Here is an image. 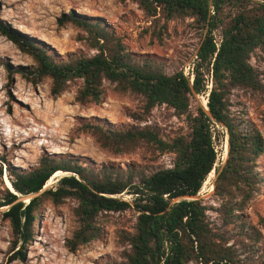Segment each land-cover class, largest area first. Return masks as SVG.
<instances>
[{
	"label": "trees",
	"instance_id": "obj_1",
	"mask_svg": "<svg viewBox=\"0 0 264 264\" xmlns=\"http://www.w3.org/2000/svg\"><path fill=\"white\" fill-rule=\"evenodd\" d=\"M129 1L151 20L157 40L169 21L191 20L202 38L187 75L183 70L167 73L163 62L129 52L106 22L73 10L58 16L56 27L78 28L83 35L77 40L87 52L65 59L0 19V36L33 61L32 67L15 71L26 82L37 85L48 79L50 94L58 96L80 81L74 101L81 105L99 103L105 84L140 99V111L130 116L135 123L126 129L90 122L81 126L99 147L113 154L141 148L173 155L170 167L149 170L93 168L77 157L47 154L27 171L6 167L13 191L5 190L0 208H5L1 215L11 229L10 260L25 259L35 211L44 201H71L76 228L63 242L70 253L102 237L101 217L135 214L131 231L119 234L121 259L102 264H264V216L252 224L243 215L264 186L258 169L264 135L244 113L232 109L230 100L234 90L264 91L259 72L249 62L256 50L264 52V0ZM197 96H205L207 111L199 104L192 110ZM162 105L184 117L186 133L166 140L159 127L140 125ZM225 141L226 155L220 160L219 146ZM213 170V190L207 199L200 198ZM2 171L1 163L0 175ZM56 173L63 175L45 188ZM43 187L28 202H17ZM193 196L197 198H187ZM210 200L215 204H208Z\"/></svg>",
	"mask_w": 264,
	"mask_h": 264
},
{
	"label": "rangeland",
	"instance_id": "obj_2",
	"mask_svg": "<svg viewBox=\"0 0 264 264\" xmlns=\"http://www.w3.org/2000/svg\"><path fill=\"white\" fill-rule=\"evenodd\" d=\"M71 10L103 20L121 38L129 52L163 62L167 73L183 70L187 75L202 38L200 32L191 26V20L185 19L169 21L161 39L157 40L151 20L129 0H0V19L14 28L23 26L32 31L28 35L43 42L60 59L87 52L77 40L83 35L78 28L71 24L56 27V18ZM249 62L259 72L264 84V52L256 50ZM32 66L30 57L0 36V164L3 168L0 201L5 190L10 189L5 168L27 171L35 167L45 154L77 157L93 168L114 165L122 169L134 166L149 170L171 166L172 154H151L141 148L113 154L99 147L90 134L81 130L87 122L117 130L128 128L135 123L131 114L140 111L141 102L137 96L117 92L112 85L105 84L99 103L81 105L74 101L80 81L71 83L60 95L52 96L48 79L32 85L15 73L20 67ZM230 100L232 109L244 113V117L264 135V91L251 94L234 90ZM197 104L206 108L205 96H197L192 101V110ZM146 124L159 127L166 140L188 131L184 117L175 116L163 105L153 108L146 121L140 123L141 126ZM226 144L225 141L219 146L222 152L220 160L226 155ZM258 165L264 175V154L259 157ZM62 175L51 178L47 187L54 185ZM213 179L214 170L203 183L200 198L210 196ZM123 198L129 199V196L123 195ZM208 204L215 203L210 200ZM73 205L71 201L60 205L44 201L39 206L35 211L33 238L22 261L10 260L13 253L11 229L1 215L5 208H0V264H102L119 261L123 250L119 234L131 231L135 214L125 211L101 217L102 237L70 253L63 242L76 228ZM243 215L252 224L264 216V186L245 207ZM261 231L264 246V225Z\"/></svg>",
	"mask_w": 264,
	"mask_h": 264
},
{
	"label": "bare ground",
	"instance_id": "obj_3",
	"mask_svg": "<svg viewBox=\"0 0 264 264\" xmlns=\"http://www.w3.org/2000/svg\"><path fill=\"white\" fill-rule=\"evenodd\" d=\"M17 28L19 29V30H21V31H23V32H25V33H27V34H30L31 35V32H29L28 30H26L23 26H17ZM32 36H34V35H32ZM37 37V36H36ZM44 37V36H43ZM40 38V37H39ZM207 103V102H206ZM207 106V105H206ZM207 108V107H206ZM205 108V109H206ZM226 151H227V144H226ZM213 173V172H212ZM212 173H211V175H212ZM56 176H58V173H56L54 176H53V178L54 177H56ZM50 182V181H49ZM49 182H48V184H49ZM48 184L46 185V187L48 186ZM7 185H8V188H10L12 191H13V189H12V187H11V185H10V182H9V180L7 179ZM45 187V188H46ZM25 198V197H24ZM24 201L25 202H27L28 200L25 198L24 199Z\"/></svg>",
	"mask_w": 264,
	"mask_h": 264
},
{
	"label": "water",
	"instance_id": "obj_4",
	"mask_svg": "<svg viewBox=\"0 0 264 264\" xmlns=\"http://www.w3.org/2000/svg\"><path fill=\"white\" fill-rule=\"evenodd\" d=\"M205 110L207 111V108H206ZM44 189H45V188L43 187V189H42L41 191H39L38 193L30 194V195L26 196L25 198L29 201L30 199H32V198L38 196V195H39ZM212 190H213V185H212ZM25 198H18V199H17V202H19V201H24ZM187 198H188V199H196L197 196L187 197ZM28 201H27V202H28ZM24 202H25V201H24Z\"/></svg>",
	"mask_w": 264,
	"mask_h": 264
}]
</instances>
